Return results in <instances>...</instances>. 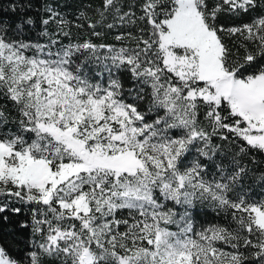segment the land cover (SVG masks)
Listing matches in <instances>:
<instances>
[{
	"label": "snow or ice",
	"instance_id": "obj_1",
	"mask_svg": "<svg viewBox=\"0 0 264 264\" xmlns=\"http://www.w3.org/2000/svg\"><path fill=\"white\" fill-rule=\"evenodd\" d=\"M95 15L0 5V222L24 212L31 228L0 239V264H264V199L236 187L240 159L264 155V0H101ZM109 15L120 47L71 39ZM214 138L234 150L219 180ZM198 200L226 223L198 226Z\"/></svg>",
	"mask_w": 264,
	"mask_h": 264
},
{
	"label": "trees",
	"instance_id": "obj_2",
	"mask_svg": "<svg viewBox=\"0 0 264 264\" xmlns=\"http://www.w3.org/2000/svg\"><path fill=\"white\" fill-rule=\"evenodd\" d=\"M27 2L28 0H0V5L3 6L5 12V19H8L9 16L15 19L25 11L29 15L36 16L39 12V4L42 3V0H32L33 8L31 9H21L20 5L22 3L26 5ZM51 2L70 20H75L80 12H86L89 17L96 20L98 17L95 15V9L99 7L101 0H51ZM13 4L17 7L16 13L11 11ZM111 22L112 17L109 15L108 19L104 21L103 24L96 26V31L102 33L98 37L91 34L92 30L87 28L86 23L81 29L73 27L71 39L73 41L91 39L97 44H113L116 47H120L122 42L117 41L115 37L123 29H120L119 27L108 29L106 24ZM81 23L84 22L81 21ZM127 30L134 32L135 27H130ZM33 38H35V34H33ZM66 42L67 39L65 40V43ZM123 43L130 42L124 41ZM214 144L221 145L222 147L218 150L216 156L211 160L205 161L207 171L206 178L219 180L221 177L217 174V165H221L225 169V173H227V171L234 166V150L233 146H230L227 141H221L219 138H214ZM240 163L248 169V172L243 179V184L236 185L237 189L240 190L239 194H246L252 199H264V183L260 180L261 175H264V155L252 153L240 159ZM232 195L234 198L236 194L234 193ZM177 210L183 211V209L179 207ZM190 211L192 212L198 226L207 223H226L224 213L220 212L218 214L208 201H196L194 207ZM8 215L9 221L7 223L0 222V239L9 240L10 242L13 240L18 241L23 245L31 238V228L21 229L19 227V221L26 220L30 224V217H26L24 212H22L20 216H13L10 213Z\"/></svg>",
	"mask_w": 264,
	"mask_h": 264
}]
</instances>
